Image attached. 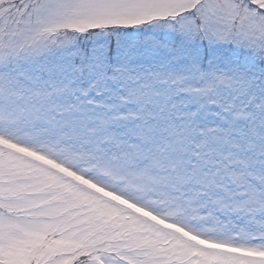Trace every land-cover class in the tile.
<instances>
[{"label": "snow or ice", "instance_id": "1", "mask_svg": "<svg viewBox=\"0 0 264 264\" xmlns=\"http://www.w3.org/2000/svg\"><path fill=\"white\" fill-rule=\"evenodd\" d=\"M0 264H264V0H0Z\"/></svg>", "mask_w": 264, "mask_h": 264}]
</instances>
